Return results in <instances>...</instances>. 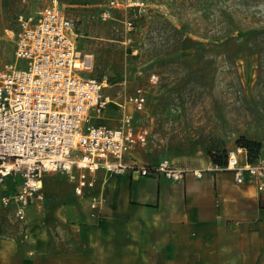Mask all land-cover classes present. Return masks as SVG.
<instances>
[{
    "label": "rangeland",
    "instance_id": "374dc122",
    "mask_svg": "<svg viewBox=\"0 0 264 264\" xmlns=\"http://www.w3.org/2000/svg\"><path fill=\"white\" fill-rule=\"evenodd\" d=\"M57 1L74 24L77 51L92 56L88 76L108 83L103 95L110 102L95 125L119 127L123 114L133 112L129 104L119 106L135 89L144 92V111L133 115L149 137L145 147L131 151L134 161L168 160L190 174L221 171L212 154L222 159L243 142L264 146V0H142L140 9H107L110 0ZM48 3L0 0L2 61L14 62L10 32L17 29V16ZM74 184L66 174L44 175L45 212L74 205L65 195L74 194ZM30 206V212H41Z\"/></svg>",
    "mask_w": 264,
    "mask_h": 264
},
{
    "label": "built area",
    "instance_id": "2783aa9c",
    "mask_svg": "<svg viewBox=\"0 0 264 264\" xmlns=\"http://www.w3.org/2000/svg\"><path fill=\"white\" fill-rule=\"evenodd\" d=\"M30 14H19L17 29L10 32L14 42L13 64L0 59V185L7 178H20L12 194H0V206L13 208L15 222L26 220L31 204L44 200L42 177L66 174L75 181L74 194L82 197L92 189L96 173L106 176L129 175L131 178L162 176L180 182L189 171L168 160L154 165L127 162L126 156L137 147H145L148 130L138 127L133 113L143 112L146 97L137 88L129 104L133 112L123 114L117 128L95 125L110 102L103 95L106 78L88 76L93 68L91 55L77 51L74 24L58 9L57 0ZM168 1V0H167ZM143 8L142 0H110L107 9ZM109 18V12L102 19ZM130 29L132 22H124ZM24 62L23 69L16 62ZM151 76L150 83H155ZM221 171L230 172L237 185L249 184L264 193V147L250 162L247 152L235 148L227 154ZM200 178L202 170H192ZM101 200L93 197L91 210Z\"/></svg>",
    "mask_w": 264,
    "mask_h": 264
},
{
    "label": "crops",
    "instance_id": "0c3cea01",
    "mask_svg": "<svg viewBox=\"0 0 264 264\" xmlns=\"http://www.w3.org/2000/svg\"><path fill=\"white\" fill-rule=\"evenodd\" d=\"M130 155L127 162L144 164ZM204 169L180 182L99 171L82 201L68 191L74 205L45 212L44 196L35 204L41 212L29 206L24 222L0 206V264H264V193ZM17 179L7 178L0 194L14 193Z\"/></svg>",
    "mask_w": 264,
    "mask_h": 264
},
{
    "label": "trees",
    "instance_id": "16d2710c",
    "mask_svg": "<svg viewBox=\"0 0 264 264\" xmlns=\"http://www.w3.org/2000/svg\"><path fill=\"white\" fill-rule=\"evenodd\" d=\"M238 147L244 149L247 152V157L250 162H253L257 158L261 149V147H258L256 144L251 142L240 143V146ZM227 154H225L222 159L218 158L215 154H212L211 160L215 165L223 167L226 164Z\"/></svg>",
    "mask_w": 264,
    "mask_h": 264
},
{
    "label": "bare ground",
    "instance_id": "6f19581e",
    "mask_svg": "<svg viewBox=\"0 0 264 264\" xmlns=\"http://www.w3.org/2000/svg\"><path fill=\"white\" fill-rule=\"evenodd\" d=\"M133 52H134V53H137V49H134Z\"/></svg>",
    "mask_w": 264,
    "mask_h": 264
}]
</instances>
